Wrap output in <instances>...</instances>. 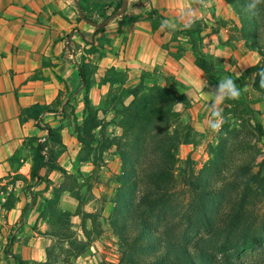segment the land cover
<instances>
[{
	"label": "trees",
	"instance_id": "obj_1",
	"mask_svg": "<svg viewBox=\"0 0 264 264\" xmlns=\"http://www.w3.org/2000/svg\"><path fill=\"white\" fill-rule=\"evenodd\" d=\"M226 1L240 17L241 38L245 40L246 47L257 50L263 57L262 61L248 67L240 75L219 69L201 50L200 23L183 29V33L189 36L193 45L196 65L206 75L214 76L216 86L226 74L236 82L241 94L228 111L238 115H242V112L251 114L253 110L240 82L252 72L258 73L264 68V4L252 13L245 7L246 0ZM122 4L123 0H118L109 14L106 11L110 5L106 6L105 12H102L104 20L120 9ZM83 15L91 19L90 14ZM102 29L98 25L96 33ZM93 72L90 64L84 63L80 67L86 90L92 86ZM125 81L124 73L113 67L108 69L103 80L104 83L121 86L119 92L112 93L106 101V105L115 108L113 121L123 129L121 136L110 135L106 126L102 128L100 136L94 132L102 122L87 94L84 97L86 117L76 125L82 144L81 160L92 159L97 166H101L105 153L114 146L121 159V170L114 176L118 187L110 218L111 227L120 241V264H248L241 254L243 250L264 241V216L258 220L254 210L264 197V177L253 171L258 152L256 147L254 153L250 142L239 140L240 131L225 122L218 145L211 149L212 156L201 171H211L210 176L215 173L220 175L223 187L214 186L211 180L209 183L200 174L192 172V177L185 180L187 188H179L175 171L176 154L182 143L193 141L194 131L187 126L188 132L184 134L179 113L173 110L180 96L169 86H147L144 78L132 87L124 86ZM254 88L261 93L255 101H264V88L260 87L259 75ZM128 97H132V100L126 105L124 102ZM52 111L48 105L38 103L23 108L20 113L21 120H37L39 127L49 130L46 140L35 146L31 170L34 181L46 180L40 174L44 167L49 171H64L57 164L63 147L59 128H49L41 123V115ZM254 128L263 138L262 124L256 122ZM190 161L191 158H188L187 162ZM64 176L72 177L73 182L70 184L64 180L52 188L51 197L45 198L40 219L49 225L45 235L67 240L69 248L66 252L76 256L84 250L86 243L76 238L72 230L73 214L61 207V198L63 192L69 190L79 199L77 212L80 213L83 205L82 184L75 188L73 183L78 182L77 178L67 173ZM47 182L49 188L51 182ZM183 195H188V198H183ZM12 204L13 198L5 206L11 208ZM87 219H91L90 227L86 224ZM82 222L83 232L89 238L103 232L94 213H84ZM14 258L16 264H28L18 254ZM56 262L58 257L50 246L47 248V260L42 264Z\"/></svg>",
	"mask_w": 264,
	"mask_h": 264
},
{
	"label": "crops",
	"instance_id": "obj_2",
	"mask_svg": "<svg viewBox=\"0 0 264 264\" xmlns=\"http://www.w3.org/2000/svg\"><path fill=\"white\" fill-rule=\"evenodd\" d=\"M127 1L124 12L100 26L103 29L96 33V24L105 21L102 14L105 7L110 5L106 11L109 14L118 0H0V196H4L6 203L13 198V206L4 207L8 224L23 222L14 245V253L23 259H46L48 236L34 231L36 236H31L27 244L21 241L30 235L26 232L30 224L47 225L40 219V213L45 198L52 195V188L64 181V173L77 174V180L84 182L85 176L100 167L92 159H80L82 144L76 125L86 117V94L102 122L94 132L100 136L106 126L112 136L123 134V129L113 121L114 115L104 114L106 101L121 88L117 83L103 82L108 69L123 72L126 87L149 77L179 80L187 86L189 96L201 103L210 100V92L216 87L211 77L196 65L193 45L183 33L185 28L180 26L175 31L161 28L162 20L177 15L172 0ZM79 5L82 13L90 14V20L96 24L81 17ZM194 7L198 9L195 23H200L201 50L216 67L219 64L235 73L239 68L235 70L234 60L238 65L243 61H251L248 65L259 61L258 52L247 48L241 38L240 17L230 3L203 0ZM84 63L90 64L94 71L89 90L80 76ZM203 80L208 86L197 92L192 85ZM131 100L128 97L124 103L127 105ZM38 103L54 110L44 112L41 123L59 128L63 147L57 164L64 171L44 167L40 174L46 180L37 179L27 189L24 179L31 177L35 146L46 140L49 130L39 127L37 120H21L20 113ZM109 153L116 158L114 171L118 173L121 159L116 147L109 149L104 158ZM47 180L51 182L49 188ZM94 196L100 197L98 191L94 190ZM68 197L77 209L79 199L69 190L63 192L61 200Z\"/></svg>",
	"mask_w": 264,
	"mask_h": 264
},
{
	"label": "rangeland",
	"instance_id": "obj_3",
	"mask_svg": "<svg viewBox=\"0 0 264 264\" xmlns=\"http://www.w3.org/2000/svg\"><path fill=\"white\" fill-rule=\"evenodd\" d=\"M89 7L87 8L89 9ZM258 54L259 61L257 63L262 61L263 58L259 52ZM250 62L251 61L244 63L243 61L241 62V65H238L237 61L234 60L233 64L235 65V70L239 68L238 71H235V73H237L236 75H240L248 67L257 64L248 65ZM217 67L222 70L227 69L225 66L219 64ZM253 73L257 72H252L248 78L243 79L240 82L253 113L247 114L242 112V115H238L233 111H228L233 105H235V101L239 100V98L235 100H225L221 107L225 122L228 123L230 127H235L240 131L239 140L250 142L254 149L256 147L258 150L257 158L253 165V171L264 177V137L261 138L254 128L256 122H260L264 128V101H255L261 96V93L254 88V82L257 75L253 78ZM225 77H229V75H224L223 79ZM211 80L214 81V77H211ZM146 83L147 86H153L156 84L159 86L172 87L180 96L178 102L182 103V108L176 110V112L179 113V122L180 125H183V133L186 134L188 132L187 126H191L194 130L192 131L193 141L190 143H182L176 154L177 162L175 171L178 179V187L183 189L187 188L185 180L189 179L190 176L192 177V172H194L195 175L200 174L201 177L207 179L209 183L211 180L214 186L218 185V187H223L222 185L224 182H222L221 176L217 173L212 176H210L211 171L201 173L212 156L211 149L218 145L220 132L222 130L221 128L218 133L213 132L207 126L210 100H205V103H201L200 100H195L193 96L190 97L187 86L176 79L156 80L155 78L152 79L149 77V79L146 80ZM104 108L106 110L104 112L105 116L113 114L114 120L116 113L115 108L110 104H105ZM173 128L174 125L172 126V129ZM256 149L253 151L254 153L256 152ZM188 158H191L190 162H187ZM106 159L108 160L106 161ZM116 162V158L113 154L109 153L107 157L101 161L100 167L94 170L91 175L85 176L84 182L78 181L77 183H73L75 184V188L82 184L80 186V192L83 205L80 213L77 212L72 199L68 197L61 200V207L73 214L71 216L72 230L76 233V238L78 240H82L86 243L84 250L76 256L73 254L70 255L66 252V249L69 248V242L67 240L51 238L48 236L49 239L45 246L46 259L44 261L47 260V248L51 246L54 248V253L58 257V262L55 264H120L122 256L120 241L118 235L113 231L110 224L111 214L115 206L113 197L118 187V183L114 179L116 174V171H114V167L117 165ZM70 176L74 175L71 174ZM21 178L24 179V177ZM24 180L26 182L25 188L29 189L33 186L34 180L31 177L30 179L25 178ZM64 180L70 184L73 182L72 177H67ZM2 187L4 189V186ZM94 190L98 191L100 197L94 196ZM183 198H188V195H183ZM5 204L4 196H0V264H16L14 255L17 254L14 253L16 248L14 245L18 241V232L22 230L23 222L21 221L13 226H11L10 223L8 224V221H6L5 218ZM254 210L258 220H260L264 216V197L258 202ZM86 212L94 213L98 216V222L103 231L100 235H94L89 238L84 234L82 228L83 222L78 217L82 218L83 214ZM42 224L43 223L39 225L38 222L30 224L29 230L26 231L30 233V235H28L27 238H24L21 242L27 244L30 241L31 236H36L33 233L34 231L40 235L45 234V232L49 230V225L47 224L45 227H41ZM86 224L90 226L92 224L91 219H87ZM8 249L10 250V253L8 252ZM241 254H243V258L248 264H264V241L256 244L254 247L243 250ZM24 260L27 261L28 264H42L44 262L29 259Z\"/></svg>",
	"mask_w": 264,
	"mask_h": 264
},
{
	"label": "clouds",
	"instance_id": "obj_4",
	"mask_svg": "<svg viewBox=\"0 0 264 264\" xmlns=\"http://www.w3.org/2000/svg\"><path fill=\"white\" fill-rule=\"evenodd\" d=\"M203 0H172V6L177 15L174 19H164L161 21V28L175 31L178 27L188 29L199 18L198 9L194 5L202 4ZM264 4V0H246L245 7L247 11L255 13L258 6ZM255 66V65H253ZM260 77V87L264 88V68L258 73H253ZM191 84L192 82L189 81ZM197 92H202L203 88L208 86L205 80L192 85ZM211 99L209 101V118L207 120L208 128L213 132H219L225 122L221 105L225 100H235L240 96V89L237 88L236 82L231 77H225L219 81L218 85L210 92ZM182 103H175L174 111L180 110Z\"/></svg>",
	"mask_w": 264,
	"mask_h": 264
},
{
	"label": "water",
	"instance_id": "obj_5",
	"mask_svg": "<svg viewBox=\"0 0 264 264\" xmlns=\"http://www.w3.org/2000/svg\"><path fill=\"white\" fill-rule=\"evenodd\" d=\"M128 5V1L127 0H123V4H122V7L117 11L115 12L114 14H112L109 18H107L104 22L100 23V24H96L94 23L93 21H91L90 19H87L83 13H82V10L80 8V5H79V9H80V14H81V17L84 18L87 22H90V23H93V24H96V25H99V26H104V25H107L109 23V21L114 18L117 14H119L120 12H124V10L126 9ZM9 250V249H8Z\"/></svg>",
	"mask_w": 264,
	"mask_h": 264
}]
</instances>
